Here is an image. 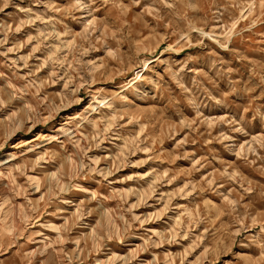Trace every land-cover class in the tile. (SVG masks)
Segmentation results:
<instances>
[{
  "label": "rangeland",
  "instance_id": "obj_1",
  "mask_svg": "<svg viewBox=\"0 0 264 264\" xmlns=\"http://www.w3.org/2000/svg\"><path fill=\"white\" fill-rule=\"evenodd\" d=\"M11 153L0 264H264V0H0Z\"/></svg>",
  "mask_w": 264,
  "mask_h": 264
},
{
  "label": "bare ground",
  "instance_id": "obj_2",
  "mask_svg": "<svg viewBox=\"0 0 264 264\" xmlns=\"http://www.w3.org/2000/svg\"><path fill=\"white\" fill-rule=\"evenodd\" d=\"M132 82H134V79H132L128 84H131ZM130 87V86H129ZM104 100V99H103ZM103 100L99 101L100 103L104 102ZM30 142H26L24 143L25 144H29ZM21 156V155H20ZM16 155L11 153V154H8L6 155L4 158H0V165H4L5 163H9V161L11 159H15ZM19 157V156H18Z\"/></svg>",
  "mask_w": 264,
  "mask_h": 264
}]
</instances>
